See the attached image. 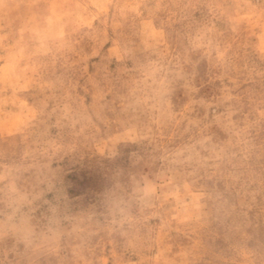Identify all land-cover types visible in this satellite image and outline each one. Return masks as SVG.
I'll return each mask as SVG.
<instances>
[{"label": "rangeland", "instance_id": "rangeland-1", "mask_svg": "<svg viewBox=\"0 0 264 264\" xmlns=\"http://www.w3.org/2000/svg\"><path fill=\"white\" fill-rule=\"evenodd\" d=\"M0 264H264V0H0Z\"/></svg>", "mask_w": 264, "mask_h": 264}]
</instances>
